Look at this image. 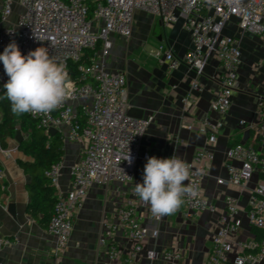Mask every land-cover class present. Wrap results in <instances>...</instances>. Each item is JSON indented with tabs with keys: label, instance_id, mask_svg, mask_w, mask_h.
Instances as JSON below:
<instances>
[{
	"label": "built area",
	"instance_id": "obj_1",
	"mask_svg": "<svg viewBox=\"0 0 264 264\" xmlns=\"http://www.w3.org/2000/svg\"><path fill=\"white\" fill-rule=\"evenodd\" d=\"M17 1L22 12L9 26L0 31V53L11 42L18 44L22 54L37 47H47L49 54L66 65H75L71 78L74 88L67 102L51 112L50 117L33 116L37 126L46 132L55 128L62 143L83 144L80 159L70 167V185L65 195L59 188L62 162L54 163L46 176L56 191L54 213L46 230L54 238L53 264H59L60 257L70 239L75 212L83 206L92 187H105L111 182L131 181L139 159L147 160L149 155L141 152V142L152 118L133 117L127 114V82L124 72L108 71L105 62L113 46L111 35L129 38L132 35L136 11H146L158 17L165 26L181 23L191 36V46L181 58L171 48L160 47L157 55L170 68L184 64L196 73L191 82L193 91H200L198 79L209 61L215 58L221 68L219 91L212 103V109L220 114L228 111L234 93L238 69L241 63L240 39L223 33L226 24L237 19L238 27L244 32L258 36L264 44V0H2L0 23L6 21ZM88 51L92 53L87 54ZM8 77L0 62V92ZM183 109L194 103L189 97L183 99ZM1 118V115H0ZM258 123L255 140L252 143H236L225 152L228 171L227 179H218L224 185L244 189L255 173L260 174L253 192L252 201L246 212L249 224L264 233V99L258 102ZM244 124V122H241ZM182 125L208 134V145L217 140L220 122L201 123L184 120ZM130 149L131 165L123 158ZM212 158L211 149H197L189 162V181L199 186V195L193 199L184 198L186 215H197L202 211L215 210L204 197L202 183L206 175V163ZM4 188L0 174V190ZM226 209L218 218V226L212 238V247L204 264H261L264 262V237H252L236 244L232 260V235L240 229L238 218L240 206L234 197H226ZM148 204L135 196L117 209L119 224L127 228L134 246L125 261L130 263L142 251V241L157 237V230L143 225L138 216V207ZM156 222L162 217L154 216ZM117 229V225H108ZM12 244L7 237H0V250ZM110 259H117L119 251L110 247ZM148 264H181L182 251L174 245L164 249H148Z\"/></svg>",
	"mask_w": 264,
	"mask_h": 264
},
{
	"label": "crops",
	"instance_id": "obj_2",
	"mask_svg": "<svg viewBox=\"0 0 264 264\" xmlns=\"http://www.w3.org/2000/svg\"><path fill=\"white\" fill-rule=\"evenodd\" d=\"M1 3L2 0L0 6ZM21 12L22 8L15 1L9 18L0 23V31L13 23ZM237 22L236 18L231 19L223 30L225 35L240 39L241 49L236 87L231 105L224 114L212 109L222 73L215 58L198 77L202 89L193 91L191 82L196 73L184 64L170 68L163 61V55H157L163 47L171 48L175 56L181 58L191 46V36L181 23L168 27L158 17L146 11H136L129 38L111 35L113 46L105 66L108 71H121L126 75V112L135 108L140 111V116H131L152 118L141 142L142 154L170 158L175 153L189 163L197 149L209 146L212 158L206 163L202 193L215 210L187 216L182 204L177 212L156 222L149 205L138 207L141 223L150 230H157L158 234L156 238H144L142 251L134 261L126 262L134 242L129 230L119 224L117 209L134 197L135 183L143 182L147 160L139 159L131 181H113L105 187L91 188L83 206L75 212L74 227L59 264H148V249L160 250L174 245L182 251L181 264H204L228 196L238 200L241 222L240 229L231 237L229 259L235 255L239 241L255 237L246 212L260 174L255 173L244 189L217 182L228 178L225 152L229 146L241 142L259 145L255 140V127L259 120L258 102L264 99V44L255 34L242 31ZM187 97L194 99V103L185 111L182 101ZM184 120L198 124L220 122L216 142L208 145V134L185 128L182 125ZM63 148L58 190L65 195L71 180L70 167L82 156L83 144L63 143ZM26 158L15 139H9L6 148L0 146V174L4 185L0 190V237L12 240L11 245L0 250V264H53L54 238L26 210L28 175L18 164V160ZM108 225H117V229L111 230ZM110 247L119 251V258H109Z\"/></svg>",
	"mask_w": 264,
	"mask_h": 264
},
{
	"label": "clouds",
	"instance_id": "obj_3",
	"mask_svg": "<svg viewBox=\"0 0 264 264\" xmlns=\"http://www.w3.org/2000/svg\"><path fill=\"white\" fill-rule=\"evenodd\" d=\"M0 62L8 77L3 84L4 97L13 115L50 117L67 102L74 88L66 65L51 56L47 47H37L25 55L13 40L0 53ZM123 160L132 164L130 149ZM190 174L189 164L175 153L170 158L148 157L143 182L135 183L133 194L148 204L156 217L174 214L185 197L195 199L199 195L198 185L186 183Z\"/></svg>",
	"mask_w": 264,
	"mask_h": 264
},
{
	"label": "trees",
	"instance_id": "obj_4",
	"mask_svg": "<svg viewBox=\"0 0 264 264\" xmlns=\"http://www.w3.org/2000/svg\"><path fill=\"white\" fill-rule=\"evenodd\" d=\"M92 51H88L87 54ZM75 65H69V75H75ZM0 92V146L6 148L9 139H14L16 131L20 130L24 136L18 149L27 157L18 160L19 166L28 175L27 191L29 201L26 210L39 220L40 224L47 226L54 213L56 201L55 187L46 176V171L61 161L64 148L59 133L49 134L37 126L36 121L28 113L13 115L10 102ZM255 237H264V233L253 228Z\"/></svg>",
	"mask_w": 264,
	"mask_h": 264
},
{
	"label": "water",
	"instance_id": "obj_5",
	"mask_svg": "<svg viewBox=\"0 0 264 264\" xmlns=\"http://www.w3.org/2000/svg\"><path fill=\"white\" fill-rule=\"evenodd\" d=\"M140 111H138L137 109H135V108H130L128 111H127V114L128 115H133V116H140L139 113ZM138 118H140V117H138ZM58 131H57V129H55V128H50V129H48V131H47V133H49V134H55V133H57ZM23 136H22V134H21V132H20V130H17L16 131V135H15V140H16V142H17V144H18V146H19V144L21 143V141L23 140Z\"/></svg>",
	"mask_w": 264,
	"mask_h": 264
}]
</instances>
